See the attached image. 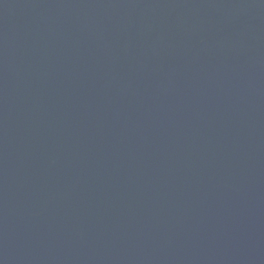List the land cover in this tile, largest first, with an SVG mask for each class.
Listing matches in <instances>:
<instances>
[{
    "label": "water",
    "instance_id": "obj_1",
    "mask_svg": "<svg viewBox=\"0 0 264 264\" xmlns=\"http://www.w3.org/2000/svg\"><path fill=\"white\" fill-rule=\"evenodd\" d=\"M0 264H264V0H0Z\"/></svg>",
    "mask_w": 264,
    "mask_h": 264
}]
</instances>
